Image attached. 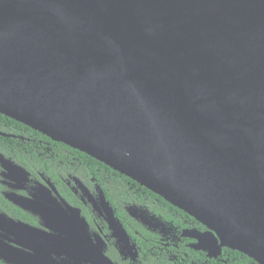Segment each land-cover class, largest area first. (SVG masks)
Instances as JSON below:
<instances>
[{"label":"water","instance_id":"obj_1","mask_svg":"<svg viewBox=\"0 0 264 264\" xmlns=\"http://www.w3.org/2000/svg\"><path fill=\"white\" fill-rule=\"evenodd\" d=\"M0 114L193 217L195 248L264 264V0H0Z\"/></svg>","mask_w":264,"mask_h":264},{"label":"flooded vegetation","instance_id":"obj_2","mask_svg":"<svg viewBox=\"0 0 264 264\" xmlns=\"http://www.w3.org/2000/svg\"><path fill=\"white\" fill-rule=\"evenodd\" d=\"M14 130L0 119V262L106 264L102 259L104 255L114 264H151L148 256L141 255L142 248L137 239L128 232L132 250L113 237L103 212L96 210L88 197L90 194L101 207V194L106 195L93 178L84 181L69 173L76 165L74 158L65 161L29 158L32 152L27 149L31 138ZM12 141H22L24 151L18 153ZM18 154L24 159H18ZM57 163L64 167L58 168ZM72 209L81 211V218L87 225L77 221ZM130 213L138 225L141 220L150 222L145 211L139 208L130 210ZM149 219L154 220L153 217ZM150 227L163 233L167 239L172 236L158 224L150 223ZM30 228L43 233L38 232L37 238L31 234ZM185 231L182 237L189 240L187 247L203 251L195 248L198 241L185 236ZM134 234L140 237L139 231L135 230ZM162 247L161 250L169 249L170 243H162ZM206 253L208 256L184 255L182 264H208L212 259L215 262L211 264H243L241 257H213ZM179 258L175 257L176 260Z\"/></svg>","mask_w":264,"mask_h":264},{"label":"trees","instance_id":"obj_3","mask_svg":"<svg viewBox=\"0 0 264 264\" xmlns=\"http://www.w3.org/2000/svg\"><path fill=\"white\" fill-rule=\"evenodd\" d=\"M0 119L11 125V128L15 129L13 132L31 138L30 143H28L29 148L27 149L29 153L32 152L29 158L56 161H65L66 159L70 160L74 158L76 165L70 168L69 173L84 181H89L90 178L95 180V183L105 193L107 201L113 208L117 220L134 239H137L136 241L142 248L141 255L148 256L151 264H182L181 257L190 254L208 256L206 251L189 249L187 247L189 240L182 237L183 231L188 229L196 230L198 228L201 231L207 230L193 217L97 159L63 143L55 142L43 134L4 115L0 114ZM12 142L18 153L24 151L21 145L23 144L22 141ZM22 154H18L17 158L23 160L24 157ZM57 166L58 168L64 167L60 163H57ZM138 208L145 211L146 217L150 221L149 223L141 220V225H138L130 213V210ZM151 217L154 220H150L149 218ZM150 223L158 224V226L164 228L166 231H170L172 236L167 239L160 231L152 230ZM135 230L139 231L140 237L134 234ZM162 243H170L169 249L161 250L163 248ZM223 250L222 258H227L228 256L231 258L241 257L243 264H249V262L255 263L253 259L238 251L230 249ZM175 257L180 258L176 260ZM167 258H173V260L170 261ZM214 262L215 260L212 259L208 264ZM0 264L4 263L0 262Z\"/></svg>","mask_w":264,"mask_h":264}]
</instances>
